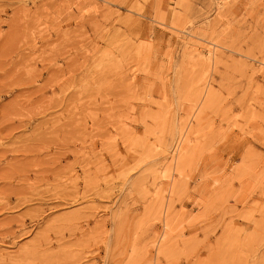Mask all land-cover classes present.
<instances>
[{
	"label": "rangeland",
	"instance_id": "1",
	"mask_svg": "<svg viewBox=\"0 0 264 264\" xmlns=\"http://www.w3.org/2000/svg\"><path fill=\"white\" fill-rule=\"evenodd\" d=\"M0 264H264V0H0Z\"/></svg>",
	"mask_w": 264,
	"mask_h": 264
},
{
	"label": "bare ground",
	"instance_id": "2",
	"mask_svg": "<svg viewBox=\"0 0 264 264\" xmlns=\"http://www.w3.org/2000/svg\"><path fill=\"white\" fill-rule=\"evenodd\" d=\"M175 158H176V157H175ZM169 184H170V183H169ZM166 223H167V222H166ZM166 223H165V225H167ZM168 224H169V223H168ZM168 226H169V225H168ZM166 227H167V226H166ZM167 229H168V228H167Z\"/></svg>",
	"mask_w": 264,
	"mask_h": 264
}]
</instances>
